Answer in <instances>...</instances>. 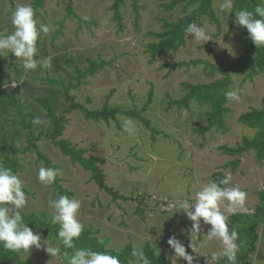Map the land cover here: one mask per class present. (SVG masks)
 Wrapping results in <instances>:
<instances>
[{
    "label": "rangeland",
    "instance_id": "obj_1",
    "mask_svg": "<svg viewBox=\"0 0 264 264\" xmlns=\"http://www.w3.org/2000/svg\"><path fill=\"white\" fill-rule=\"evenodd\" d=\"M29 2L37 10L38 22L51 28L50 34L38 41L36 58L51 56L52 67L25 71L22 61L14 54L0 56V94L19 99L23 117L29 118L30 114L42 121L37 129H49L50 122L36 99L52 102L56 113L65 118L57 140L65 139L82 149L85 158L102 159L97 165L105 184L127 198L113 201L92 181L88 171L63 155L50 140L35 141L38 151L60 170L56 184L69 191V197L82 201L79 219L85 230L99 242H105V248L116 251L127 243L132 246L149 243L170 264L173 259L175 264H187L182 258L174 257L167 243L175 235L194 256L193 264H209L205 257L219 251L220 245L213 241L192 252L188 247L192 222L180 210L179 202L183 199L194 202L196 191L205 183L230 175L232 183L247 192L246 214H251L258 203L256 192L264 189V161L258 162L253 151L228 156L216 150L220 145L233 147L243 137L253 136L255 129L238 123L237 117L261 106L264 75L257 74L247 80L243 73H230L229 90L242 89V100L234 103L226 99L223 107L227 110L220 111L218 116L214 114L218 107L211 103L190 100L186 107L169 105L184 96L182 83L203 85L221 79L223 75L209 66L224 70L242 54V26L235 23L234 17L233 28L228 30L230 10H220L225 0H213L211 4L219 28L206 16L196 22L209 30L212 40L202 44L189 33L184 37V46L155 58L146 51L148 43L158 41L151 34L162 33L164 21H176L196 4L185 9L183 4H177L167 9L165 5L170 0H125L119 7L118 24L110 8L113 0H39L38 5L36 0H0V34L14 30L11 11L18 4ZM221 43L232 51L221 47ZM89 60L103 61L104 65L94 75L78 77L75 70L84 71ZM150 93L151 103L141 115L149 121L151 129L122 115L107 122L86 118L81 109L69 108L70 101L65 98V95L71 97L87 112L104 107L132 112L142 108ZM2 103L1 131L7 136L12 133L10 145L20 150L26 146L25 129L14 124L19 119L13 108L2 112ZM184 110L188 111V118L183 117ZM125 118L134 122L135 135L123 131ZM207 118L222 119L225 130L216 125L203 130L208 126ZM8 151L7 148L3 152ZM17 157L21 169L16 174L24 181V191L29 196L22 215L45 212L51 218L53 210L49 202L61 193L54 184L44 187L37 181L38 169L45 166L34 151L19 152ZM235 159L239 162L232 168L228 163ZM137 207L142 213L136 212ZM225 214L228 218L231 215ZM210 227L202 223L203 234ZM257 234L254 252L248 258L250 264H264V222L257 228ZM48 242L51 246L59 245L55 240ZM19 256L30 264H64L61 256L51 258L43 246L33 247L28 255L19 253Z\"/></svg>",
    "mask_w": 264,
    "mask_h": 264
},
{
    "label": "clouds",
    "instance_id": "obj_2",
    "mask_svg": "<svg viewBox=\"0 0 264 264\" xmlns=\"http://www.w3.org/2000/svg\"><path fill=\"white\" fill-rule=\"evenodd\" d=\"M233 0H225L220 5L221 11L230 10ZM235 23L247 30L248 36L256 48L264 47V0L254 6L253 10L241 9L235 13ZM13 31L10 34H0V56L12 53L22 61L25 71H35L38 68L49 69L52 67V57L37 59L38 41L48 36L51 28L48 24L38 22L37 10L29 3L18 4L10 15ZM198 26L194 21L186 28L187 34L193 38L206 43L212 40L209 30L200 23ZM220 41V40H218ZM221 47L231 48L221 43ZM13 83L11 86H15ZM242 89L229 90L225 92V98L240 103L242 100ZM184 118L189 113L184 110ZM33 123L40 124L42 121L37 117ZM123 131L135 135L134 122L125 118ZM60 170L53 167H40L37 172V181L44 187L53 185L56 182ZM247 192L239 184L232 183V177L225 175L219 182L209 180L195 193L194 202L183 199L179 202L180 210H183L186 217L192 222L189 248L192 252L199 246L207 247L209 242L216 241L220 245L219 251H213L206 258L209 264H238V252L242 245L240 235L235 228L229 227L228 215L237 211L247 213L246 207ZM29 202V196L24 191V181L20 175L13 172L0 162V245L8 251L15 253H26L31 248L41 249L42 246L51 258H59L61 255L64 264H122L119 256L113 254V250H93L90 247H77L78 240L85 231V225L79 219L82 201L68 195H58V198L51 200L49 206L53 210L51 223L58 225L57 237L64 249L61 253L59 245L51 246L48 240H43L39 232H35L27 226L22 215ZM202 223L210 225L207 234H203ZM199 237H202L200 239ZM168 245L174 251V257L182 258L187 264H193L194 256L186 251L184 243L171 236ZM67 250H73L71 252ZM133 258L129 264H152L151 259L144 250V243L133 244L131 249ZM175 264V259H173Z\"/></svg>",
    "mask_w": 264,
    "mask_h": 264
},
{
    "label": "trees",
    "instance_id": "obj_3",
    "mask_svg": "<svg viewBox=\"0 0 264 264\" xmlns=\"http://www.w3.org/2000/svg\"><path fill=\"white\" fill-rule=\"evenodd\" d=\"M71 1V0H69ZM125 0H113L112 5L110 6L113 11V18L120 23L121 19L119 16V7L124 4ZM212 1L213 0H170V2L165 5V8H172L174 5L183 4V8H187L190 5H194L191 11L184 15L183 17L178 18L176 21H164L162 26L164 27V31L160 34L152 33L151 35L158 37L157 42H150L146 46V51L150 54L152 58L166 56L169 52H175L179 47L185 45L184 37L186 36V28L189 23L197 22L201 17H208L210 21L216 24L217 28H219V20L215 16V13L212 9ZM39 0H36V4L38 5ZM260 3V0H234L232 8L230 9L229 14V31L233 28V18L235 17V12L241 9L253 10L254 6ZM134 5V3H133ZM70 12L69 7L67 8ZM241 43L243 46V51L240 56L231 60L228 67L224 70H219L213 66H209L205 64V66H209L212 69L218 70L223 77L221 79L215 80L208 84H196L192 85L189 83H182L183 90L185 94L179 100H173L169 105H177L186 107L187 103L190 100H194L199 104H208L211 103L213 106H217L218 109L214 112L216 116H218L220 111L227 110L223 107V104L226 100L225 92L229 91V85L231 83L229 75L230 73L240 74L243 73L245 79L251 80L255 75L262 74L264 75V47L256 48L252 43L251 39L248 36L247 30L242 27L241 32ZM104 65L103 61H90L88 62L87 67L84 71L75 70L77 72L78 77H84L85 75H94L98 72L102 66ZM180 66V65H177ZM206 66V67H207ZM1 87V86H0ZM15 91V89H11ZM6 92V90H5ZM67 94V92H64ZM5 94V98L4 97ZM0 94V99L2 103V112H4L5 108L11 107L14 109L16 116L18 117V122L14 123L25 129L26 132V146L22 149H13L10 145L13 134L7 136L6 133H3L0 127V162H2L6 167H10L14 173L18 172L21 168L18 163V153L26 152V151H34L37 155V158L44 163L45 167H53L49 161V159L40 153L35 145V141L40 138L48 139L54 144L63 155H66L70 158L72 162L78 163L85 171L90 173V178L95 182L97 187L104 191L106 194L111 196L113 201L118 199L127 200V198L119 195L116 191L112 190L109 186L105 184V177L102 174L100 167L97 165L101 163L102 159L97 158H85L83 156V150L78 149L75 145L70 143L65 139H58L61 136L62 130L64 128L65 118L62 114H57L55 110V105L53 103L46 101L43 98H38L37 103L45 110V116L48 117L50 122L49 129H37L38 124L33 123L35 119L34 116L22 115L23 105L19 101V99H15L13 96L9 94ZM150 94H148V99L142 106V108L138 111H125L119 108L106 109L104 107L101 110L97 111H85L79 104L74 103L71 97H67L65 95L66 100L70 101L69 108L71 109H81L84 112L86 118L91 119H101L102 121L107 122L109 119L113 120L117 115H122L126 117H130L138 120L146 129H151L149 126V121L144 118L141 114L145 112L150 105ZM208 120V126L203 130H207L212 125H216L221 128L222 131L225 130L224 123L222 119H213ZM210 120V121H209ZM238 123L250 128L255 129V132L251 138L243 137L240 143L236 144L233 147H228L226 145H220L216 147V150L219 151L222 155L228 156H240L249 151H253L255 153V158L258 162L264 161V97L261 100V106L259 108H251L249 111L240 114L237 117ZM42 127V126H41ZM36 129V133L34 131ZM201 130V132L203 131ZM10 140V141H9ZM9 149L7 153H4V149ZM238 159L234 161H230L228 164L233 168L238 163ZM54 168V167H53ZM217 175V174H216ZM219 176V175H218ZM220 179V177H218ZM218 180H215L218 182ZM57 182V181H56ZM56 182L54 186L58 189L60 195H68L71 196L69 191L62 189L61 186L57 185ZM258 203L254 208L253 213H235L229 216L228 222L229 227L235 228L239 235L240 241H242V245L238 252V264H250L248 261L249 256L254 252L255 243L258 239L257 228L264 222V189L256 192ZM141 197V201H142ZM139 202V205L141 204ZM136 212L142 213V209L137 207ZM27 226L31 228L34 233L39 232L44 240H55L58 242L59 247L61 248V253H63L66 249H64L62 243L59 242L58 237L56 235L58 230V225H54L51 223V218L45 213H30L28 215H23ZM77 247H90L93 250H104L105 242H99V240L91 236V232L85 230L81 237L75 241ZM131 249L132 245L127 243L121 250H119V256L122 260V264H129V262L133 259L131 257ZM113 250V249H110ZM144 250L146 254L152 261V264H170V260L164 256H158L156 254L155 248H153L149 243L144 244ZM69 252L73 250H67ZM113 254H117L116 251L113 250ZM61 260L63 256L61 255ZM0 264H30L24 260H22L19 256V253L11 252L2 247L0 245ZM221 264H226V262L222 261Z\"/></svg>",
    "mask_w": 264,
    "mask_h": 264
}]
</instances>
